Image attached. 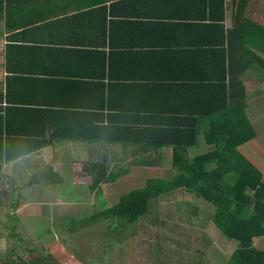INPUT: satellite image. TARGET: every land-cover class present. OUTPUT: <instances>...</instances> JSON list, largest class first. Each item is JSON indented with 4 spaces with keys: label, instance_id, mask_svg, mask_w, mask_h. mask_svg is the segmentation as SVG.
Wrapping results in <instances>:
<instances>
[{
    "label": "trees",
    "instance_id": "trees-1",
    "mask_svg": "<svg viewBox=\"0 0 264 264\" xmlns=\"http://www.w3.org/2000/svg\"><path fill=\"white\" fill-rule=\"evenodd\" d=\"M70 1L72 0H65L67 4ZM138 1L142 2V5H151L155 2L156 6L158 2L161 8L170 10L176 7L175 15L160 12L155 15L163 19L179 17V20H186L185 22L191 26L193 50L187 52L185 58L190 65L187 73L192 72L193 77L190 80L192 81L190 88L180 86L181 89L186 87L193 93L191 111L181 114L186 116L181 117V120L186 119V122H139L140 126L136 127V131L133 130L135 133L132 136L124 128L116 127V124L104 123V117L98 113L96 121L103 123H91L87 128L88 131L81 126L72 127L69 123L65 126L58 123L57 127H53L55 123H45V121L28 123V125L22 122L17 123L16 130L29 133L32 139L22 144L24 140L18 141V138H13L10 131L5 133V137L3 136L11 121L8 117L3 119L0 115V168L47 146L44 138H46L45 127L48 125L53 127L52 138L61 136L57 131L60 128L61 131L68 132L71 137L82 140H103L110 142V145L118 144L125 148L130 146L133 150L127 153L133 159L134 166H153L156 161L145 158L147 154L153 152V156H160L159 151L171 148L173 172L170 181L153 178L141 187L122 188L123 191L117 196V200L112 205H105L102 215L124 219L136 226L151 215L153 205L156 206L160 199L168 198L172 192L179 190L186 195L189 203L207 212L215 229L224 240L234 246L228 264H264V166L259 162L257 153L249 149L258 133L263 132L256 129V123H259L260 118H252L253 111L250 106L253 101L257 103L259 100L253 109L258 107L264 109V21L260 16L264 14V9L259 4V2L264 4V1L230 0V28L225 26L227 0ZM32 2L31 0H0V22H5V27H9L13 11L16 12L22 4L31 5ZM87 2L84 5L92 8L94 12L102 13L103 20H106L104 11L107 9V4L110 3L115 7V0ZM12 6L15 7L10 11L9 8ZM80 7L82 6L77 5L74 8L87 9ZM189 7L192 11L188 10ZM47 17L34 16L30 24L34 26L45 22ZM108 21L111 23L113 20ZM112 23L115 27L116 22ZM246 75H252L250 80L258 85V90L254 94L255 99L250 102L246 101L247 87L243 84L248 77ZM10 108L5 109L0 105V111L6 110L8 113ZM86 119L87 117L81 121L86 123ZM39 121L42 120L39 118ZM260 123H264V117ZM34 126L42 127L33 129ZM114 129L123 132L120 139L113 138ZM127 129L130 131L134 128ZM89 132L90 138L84 136V133L88 135ZM128 136L134 139L128 138L127 142L122 141L121 138ZM35 138L38 140L43 138V141L38 143L33 140ZM21 145L26 151L24 155L18 152ZM201 146L207 147L208 150L203 153L197 152ZM195 151L199 155L190 161L188 156ZM123 161H121L122 168L115 172L107 170L105 161H98L90 171L92 179L90 188L96 189L108 183L117 185L119 177L127 173V167L124 166L128 163H125L126 159ZM15 207L14 204L11 208ZM5 217L7 219L3 223V228L16 242L13 250H10V254L17 259L16 264H50L39 259L26 262L24 256L18 255V251L24 247L22 243L24 236L16 228L18 216L15 213H7ZM73 222L74 220H69V226ZM157 246L160 252L153 249V254L159 256L164 253V248L159 242ZM193 262L203 264L196 259Z\"/></svg>",
    "mask_w": 264,
    "mask_h": 264
},
{
    "label": "crops",
    "instance_id": "crops-1",
    "mask_svg": "<svg viewBox=\"0 0 264 264\" xmlns=\"http://www.w3.org/2000/svg\"><path fill=\"white\" fill-rule=\"evenodd\" d=\"M31 1V5L22 4L13 11L9 27L0 22V105L11 107L8 113L0 111L3 119L11 121L4 137L10 131L13 138L24 140L22 144L32 140L29 133L16 130L17 123L22 122L28 125L45 121L55 123L53 127L69 123L88 131L91 123H103L96 121L97 113L104 117V123L116 124L131 136L139 122H186L181 114L191 111L193 93L180 86L190 88L192 82L185 58L193 50L192 29L179 17L163 19L155 15H175L176 7L170 10L161 8L158 2L156 6L155 2L142 5L138 0H115V7L107 4L103 20L102 13L84 5L88 0L68 4L65 0ZM77 5L87 9L74 8ZM34 16L50 18L32 26ZM109 19L116 22L115 27ZM225 26L231 27L230 0ZM86 117L83 123L81 119ZM52 126L45 127L47 146L0 168V206L20 203L25 189L47 187L37 175L54 172L57 166L53 161H86L91 178V168L98 161L114 159L122 165L121 161L131 157L127 153L133 150L130 146L82 140L60 128L57 131L61 136L52 138ZM128 127L134 129L129 131ZM90 132L84 136L90 138ZM122 133L114 129L113 138L120 139ZM128 138L121 139L127 142ZM33 140L41 143L43 138ZM172 152L171 148L159 151L160 155L169 154V158ZM149 154L151 157L145 158L160 157ZM22 175L30 177L25 180ZM10 193L15 197L8 205L3 196L10 197Z\"/></svg>",
    "mask_w": 264,
    "mask_h": 264
},
{
    "label": "rangeland",
    "instance_id": "rangeland-1",
    "mask_svg": "<svg viewBox=\"0 0 264 264\" xmlns=\"http://www.w3.org/2000/svg\"><path fill=\"white\" fill-rule=\"evenodd\" d=\"M259 4L264 9V4ZM260 16L264 21V14ZM251 78L249 75L243 82L247 87V102L255 99L258 90ZM258 102L251 103L250 108L252 118H260L256 129L264 132V123H260L264 109H253ZM263 132L258 133L249 149L257 153L264 166ZM206 149L201 146L197 152L203 153ZM197 152L189 154L190 161L199 155ZM132 160L131 157L126 159L127 173L119 177L117 185L108 184L96 189L90 188L86 161H53L57 166L54 172L47 170L43 175H37L47 187L25 189L20 194L21 202L14 209L0 206V263L14 261L16 264L17 261L10 254L16 242L3 228L5 215L15 213L18 216L16 228L24 236V247L18 255L24 256L26 262L39 259L50 264H195L193 260L196 259L203 264H228L234 246L215 229L207 212L189 203L182 191L176 190L170 197L160 199L156 206L153 205L151 215L136 226L124 219L102 215L103 209L112 205L123 189L141 187L153 178L171 180L173 169L169 154L155 157L153 166H134ZM105 162L111 172L119 171L123 166L114 159ZM6 168L7 173L9 169ZM22 177L28 180L30 175ZM13 196L15 194L10 193L9 200L3 197L8 205ZM69 220H74L71 226ZM158 242L164 248V253L159 256L153 254V249L160 252Z\"/></svg>",
    "mask_w": 264,
    "mask_h": 264
},
{
    "label": "clouds",
    "instance_id": "clouds-1",
    "mask_svg": "<svg viewBox=\"0 0 264 264\" xmlns=\"http://www.w3.org/2000/svg\"><path fill=\"white\" fill-rule=\"evenodd\" d=\"M18 152H19L21 155L26 154V151H25V148H24L23 145L19 146V148H18Z\"/></svg>",
    "mask_w": 264,
    "mask_h": 264
}]
</instances>
